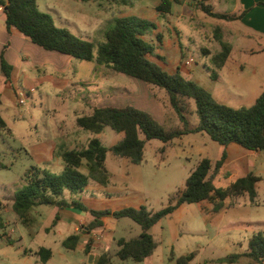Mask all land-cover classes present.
<instances>
[{
  "label": "trees",
  "instance_id": "obj_1",
  "mask_svg": "<svg viewBox=\"0 0 264 264\" xmlns=\"http://www.w3.org/2000/svg\"><path fill=\"white\" fill-rule=\"evenodd\" d=\"M87 2L89 0H83ZM112 3L126 5L128 0H109ZM4 8L7 27L17 28L35 45L46 51H55L85 62H94L105 66L118 74L140 80L149 86L163 90L169 100L172 111L180 121L176 128L159 125L149 114L133 106L119 108L115 106L98 107L89 105L90 115L77 119V125L85 131L98 135L105 128L123 133L124 137L117 144L106 147L98 137H92L86 148L65 150L60 156L64 169L60 174L47 169L32 167L25 177V185L10 198L13 212L26 227L34 226L36 220L32 214L35 207L50 206L59 210L74 207L87 213L92 221L87 225L92 231L104 227L103 219L109 215L120 220L128 218L141 227V233L134 238L118 241L116 256L122 261L143 262L151 256L158 246L150 233L152 227L162 219L174 213L182 204L210 203L212 212H218L224 202L230 198L257 195L256 183L259 178L250 174L241 177L226 187H218L215 179L224 166L226 153L219 160L203 158L186 180L185 187L173 195L167 206L158 211H149L145 206L125 207L118 211L94 210L83 201L65 198V192L73 195L82 193L90 181L107 187L110 175L106 168L107 153L119 158H127L134 164H141L145 158L147 143L161 141L164 153L168 145L186 135L201 134L222 146L235 143L245 149L264 151V91L251 107L233 108L219 103L204 87L183 76L180 69H167L166 58L156 53L157 46H162L163 34L157 33L155 42L145 39L146 32L157 30V24L139 16L115 18L111 26L104 31V41L96 45L82 39L66 28L58 27L53 17L38 8L37 0H0ZM172 1L161 0L155 10L161 15L171 12ZM209 16L228 21L241 19V14H219L211 7L202 6ZM219 31V30H218ZM220 44V51L211 56L215 66L212 78L216 79L231 52V45L221 36L215 34ZM156 44V45H155ZM204 53L211 54L207 48ZM2 70L7 80L11 78L12 67L2 57ZM190 117H196L191 123ZM7 123L0 115V128ZM85 168L87 174L81 170ZM59 220L57 215L53 225ZM81 240L79 234L69 236L63 246L75 250ZM41 261L46 263L51 249L41 248L38 252ZM195 254L189 253L179 258L171 252L170 260L175 264H189ZM101 259L98 264H106ZM264 264V234L259 232L252 236L244 253L230 254L215 262L235 264Z\"/></svg>",
  "mask_w": 264,
  "mask_h": 264
},
{
  "label": "crops",
  "instance_id": "obj_2",
  "mask_svg": "<svg viewBox=\"0 0 264 264\" xmlns=\"http://www.w3.org/2000/svg\"><path fill=\"white\" fill-rule=\"evenodd\" d=\"M128 1L129 3L126 4V6L134 4L135 12L120 17L135 15L149 19L157 24V30L154 32V37L157 33H162L163 43L162 46H157L156 53L166 58L167 65L164 66L167 69L176 70L179 68L180 71H182L180 66L175 68L171 66L172 60L170 53L178 45L181 46V40H183L184 37L183 32H186V29H192L197 33L205 32L206 38L210 41L216 42L217 47L215 51L207 48L211 53L208 55L210 58L213 54L220 51V44L217 39H215V34L218 36L222 35L223 39L231 45V52L224 66L218 70L216 79H214L216 83H218L217 101L233 108H248L255 103L256 99L264 91V0H171V12L167 15H161L155 10V7L158 6L161 0ZM54 2L56 10H52L53 12H56L57 18L61 24L60 26H57L66 28L70 32H74V34L87 40H94L95 36L93 35L96 31L101 30L103 33L106 27V22L113 18V12L117 11L120 14H125V11L123 10H114L113 12H102L103 14H106L105 16H102L95 11V14L91 16L89 12L87 13L85 11L84 7L80 6V4H89L95 2L94 0H89L87 2H84L83 0H54ZM107 2L117 5V3H112L109 0ZM73 3H75V5ZM202 6H209L211 7L212 12L226 15L247 12L241 19L228 21L207 15L202 10ZM107 7V10H109L110 5ZM74 28H76L77 31H75ZM151 41L154 43L155 39L153 38ZM204 49L205 47L201 49L203 53ZM58 54L60 53L46 51L35 45L17 28H8L4 8L0 5V79L5 80L6 85L4 93L14 101L15 105L18 103V99L16 101L14 97L16 95L18 98V94L20 93L19 84H25L27 86L26 90L29 95L32 94V90L34 89L40 94L48 97L55 96L61 97L64 100H75L73 99V96L66 95V89L71 83H73V81L65 77L66 75L62 66L63 58ZM2 57L12 67L10 80H7L3 73ZM210 77L212 78V73H210ZM222 85H224L223 88L221 87ZM113 97L114 96H105V100H102L100 105L96 106L117 107V105L109 102L114 101L111 100ZM77 101L80 100L77 99ZM85 104L89 107L88 103ZM7 109L8 104L2 103L0 97V115L2 117L4 111H7L5 114H8ZM53 111L56 112V110ZM79 112H87L83 115L85 116L90 115L92 110H78V113ZM20 115L22 114L20 113ZM79 117L82 116L76 115V117L73 118L71 123H74V125H72L71 129L67 128L65 124L66 122L70 123V121L61 120L58 124L63 123L61 129L62 134L60 135L62 140L58 141V144L52 141L53 147L55 148L52 150V162L58 167L62 164L63 169L64 162L60 154L65 150H80L86 148L92 138L87 134L89 133L88 131L83 130L77 125V119ZM6 127H8V125ZM104 131L98 135H94V137H98L102 143L104 141L102 138L103 135L108 139V135L104 133ZM188 136L189 135H186L179 140H175L168 145V148L175 146L179 141H183ZM202 136L205 137V135ZM38 145L39 144H37V146ZM184 145L186 146V144ZM187 146L194 149L196 148L197 150L196 153L199 159L197 160L196 166L203 158H209L212 161L219 160L225 152L226 159L224 166L216 177L215 183L217 181H224L225 186H228L235 180L252 174L259 178V181L256 183L257 195L254 198H251L249 195H243L227 199L218 212H212V205L207 202L180 205L174 213L164 219L172 222L174 217L183 218L188 213V207H195L197 205L198 210L197 208H194L193 214L197 218L198 229L190 232L192 236H196L195 234H197L200 238L196 243L184 246V249L180 248V251L177 250L175 244L170 243L169 255L167 256L169 264H175V260H170L172 251L174 252L175 259L189 253H194V259L189 264L218 263L215 262L217 259L226 257L230 254L244 253L254 234L259 232L264 234V151L248 150L235 143L229 144L225 147L213 142L210 138H202L199 141L198 139L188 140ZM165 161L166 160L163 156L161 162ZM142 163L137 165L132 163L130 159L119 158L114 156L111 152H108L105 161L106 168L110 175L108 186L102 187L95 183V190L89 191L87 190V186L82 192L84 193L87 190L91 193H97L100 196L104 195L107 202L99 204L87 198L85 200L81 199V201H83V203L90 209L110 210L112 212L129 206H145L143 204L127 205L120 209H115L111 206L113 199L110 201V199L116 194H127L124 191H138L137 186L139 187L141 185L142 178L132 175V172L137 170L138 167H141L140 165H142ZM81 171L84 174H87L86 169L83 168ZM117 181H120L121 188L123 189L120 192L113 193L112 187L118 184L116 183ZM65 198L69 200L77 199L78 195L72 196L70 193L65 192ZM86 200H88V202ZM57 215L59 216V220L53 225L54 219L52 225L58 228V231L62 233L65 232L66 235L64 237H59L65 238L62 241V245L69 236L79 234L81 240L76 249L82 246V250L87 254L99 253L100 256L95 264H98L101 259H105L104 261L106 264H117L115 259H118L116 256L119 249L118 241L124 237H117L114 231L109 229L108 220L113 218L112 215L103 219L104 227L92 231L88 230L87 227L92 221V218L78 208L70 207L59 210ZM35 220L36 224L38 222L37 217H35ZM161 221L155 226L159 225ZM173 225V238L176 242H179L183 238V232L179 226L175 224ZM154 227L151 228L150 233ZM86 229L88 230V233H85ZM157 243L159 246L160 243L158 241ZM43 247L47 248L45 246H40L38 251L32 252L25 250V253L30 256L35 255L41 263L46 264L51 260L53 252L50 259L44 263L41 261L40 255H38L39 250ZM157 248L151 256L147 257L151 258L149 264H154L153 257L156 255ZM185 249L187 251L183 253L182 250ZM220 251L224 255L218 257L216 253ZM205 253H210V257L201 260ZM128 261L130 260L124 262ZM124 262H122V264H124ZM235 264H246V261H241Z\"/></svg>",
  "mask_w": 264,
  "mask_h": 264
},
{
  "label": "rangeland",
  "instance_id": "obj_3",
  "mask_svg": "<svg viewBox=\"0 0 264 264\" xmlns=\"http://www.w3.org/2000/svg\"><path fill=\"white\" fill-rule=\"evenodd\" d=\"M94 1L89 4H80L91 16L95 14V11L102 16L106 15L102 12L125 11V14L113 12V18L106 22L104 31L113 24L115 18L135 12L134 4L126 6L123 4L113 5L108 3V0ZM37 4L40 11L49 13L54 19H57H55L56 25H61L56 12L52 10H56L54 0H37ZM73 4L75 5V3ZM109 5L110 8L107 10ZM74 29L77 31L76 28ZM104 31L103 33L101 30L96 31L93 35L95 36V38L93 37L94 40L88 41L98 45L104 41ZM154 32L153 29L146 32L145 39L148 42L153 38L155 39ZM183 33L181 46L178 45L170 53L171 66L174 68L180 66L184 77L208 89L216 99L218 83L210 77L215 66L211 58L201 50L205 47L215 51L216 42L206 38L205 32L197 33L192 29H186V32ZM58 55L63 58L62 66L65 77L73 81L66 89V95L73 96L75 100H64L55 96L48 97L34 89L29 95L26 90L27 86L19 84L20 93L25 94L26 103L24 106H20L19 103L15 102V105L14 101L4 93L5 80L0 79V97L2 103L8 104V114H5L7 111H4L3 114L8 127L0 128V264H43L35 255L30 256L25 253V250L38 251L40 246L50 248L53 252L51 260L46 264H95L100 256L99 253H85L82 246L76 250H68L63 247L62 241L65 238L59 237H64L66 234L58 231L59 229L52 225L59 212L57 208L49 206L34 208L32 212L37 217L38 222L29 228L24 226L20 218L13 212L12 203L9 201L25 185L26 174L32 167L48 169L55 174H60L62 171V164L58 167L52 162V150L55 149L53 142L58 144V141L62 140L60 135L62 134L63 123L58 124L61 120L70 121V123L66 122L65 124L67 128L71 129L74 125L71 123L73 118L76 115L83 116L87 113H78V110H91L85 103L91 106L100 105V102L105 100V96H114L111 99L114 101L109 102L119 108L130 105L149 114L159 125L172 128L180 125L179 119L172 111L168 97L163 90L149 86L140 80L118 74L105 66H98L94 62H85L67 55ZM221 87L223 88L224 85ZM14 98L17 101L16 95ZM190 121L194 123L196 117H190ZM104 133L108 135V139L104 135L102 136L103 144L107 147L116 144L123 138V134L112 130L110 127H107ZM87 134L94 137L90 132ZM187 138L179 141L173 147L168 148V146L164 154L160 151V148L163 147L161 141H150L146 146L144 162L140 165L141 167L132 172V175L142 178L141 185L137 186L138 191H124L127 194L114 195L110 199V201L113 199L112 208L120 209L127 205L143 204L149 211L155 212L167 206L170 198L184 188L189 173L194 169L199 159L196 148L187 146V141L194 139L199 141L209 137L189 135ZM37 144L39 145L37 146ZM163 156L165 162H161ZM116 183L118 184L112 187L113 193L123 189L120 181ZM216 184L219 187H226L224 181H217ZM95 185L94 182L90 181L87 190H95ZM87 190L80 193L77 200L87 198L99 204L107 202L104 195L101 194L102 196H100ZM86 201L88 202V200ZM194 208L198 210L197 205L188 207V213L185 217H174L172 222L163 219L159 225L152 229L151 233L160 243L156 255L153 257L154 264H169L167 256L169 255L170 243L175 244L177 250L180 251V248L184 249V246L192 245L199 240V235L192 236L190 232L198 229L197 218L193 214ZM173 224L179 226L183 232V238L179 242L173 238ZM108 226L117 237L126 239L137 237L141 233V227L127 218L121 220L110 218ZM182 251L185 253L187 250ZM216 255L221 257L224 254L220 251ZM207 257H210V253H205L201 260H205ZM150 260L151 258H147L141 263H134L115 259V262L117 264H122V262L124 264H149Z\"/></svg>",
  "mask_w": 264,
  "mask_h": 264
},
{
  "label": "built area",
  "instance_id": "obj_4",
  "mask_svg": "<svg viewBox=\"0 0 264 264\" xmlns=\"http://www.w3.org/2000/svg\"><path fill=\"white\" fill-rule=\"evenodd\" d=\"M18 103L20 106H24L25 105V95L23 93H19L18 94Z\"/></svg>",
  "mask_w": 264,
  "mask_h": 264
},
{
  "label": "water",
  "instance_id": "obj_5",
  "mask_svg": "<svg viewBox=\"0 0 264 264\" xmlns=\"http://www.w3.org/2000/svg\"><path fill=\"white\" fill-rule=\"evenodd\" d=\"M87 231H88V230L86 229V232H85V233H88Z\"/></svg>",
  "mask_w": 264,
  "mask_h": 264
}]
</instances>
